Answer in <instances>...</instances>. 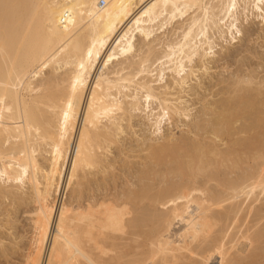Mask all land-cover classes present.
<instances>
[{
    "label": "bare ground",
    "instance_id": "obj_1",
    "mask_svg": "<svg viewBox=\"0 0 264 264\" xmlns=\"http://www.w3.org/2000/svg\"><path fill=\"white\" fill-rule=\"evenodd\" d=\"M99 1L0 0V197L6 200L15 192L19 195L24 184L28 187L34 209L32 237L23 264H114L103 259L111 252L104 244L124 239L127 234L135 243L141 238L144 249L138 255L140 258L134 255L127 262L116 261L115 264H176L185 259V254L195 264L213 261H216L214 264H244L243 260L239 261L242 258L251 259L249 264H257V255L246 259L238 255L240 258L236 259L237 255L232 254L235 258L228 259L231 250L241 255L254 251L252 246L262 241V232L253 233L256 231L253 230L250 233L245 225L249 215L245 217L246 223L243 222L244 230H247L240 233L243 226L238 228L239 237L230 239L232 231L237 230L239 213L246 210L250 214L264 195V152L260 146L257 148L256 134H252L253 139L243 147L249 152H261L263 155H252L253 159L256 156L261 161H252L255 166L249 171H243L234 180L226 179L223 186L218 184L222 186L219 194L210 191L204 182L195 181L193 172L195 161L198 162L196 170H204L212 160L202 158L208 153L217 157L218 153L200 142L199 146H194V143L186 144L180 140L172 145L148 144L146 149L149 159L156 164L161 160L164 164L170 158L173 168H168L174 174H184L187 169L192 171L185 173L188 175H184L186 180L166 183L153 193L140 188L138 193L129 192L120 199L102 196L98 200L86 199L84 203L80 190L87 175L104 173L103 157L122 131L120 119L125 115L130 119L132 112L141 111V101L143 111L148 109L149 103L156 102L157 112L150 111L148 119L154 133H160L162 123H171L181 116L182 108L176 102V105L172 104L174 99L171 103L167 93L154 92V80L151 79L154 63L149 58L151 53L154 54L152 47L147 45L140 57L133 59L134 36L138 34L147 39L157 22L162 27L191 11L193 15L185 23L179 38L167 43L160 57L157 56L159 58L152 56L154 62L159 61L160 66L168 64V69L179 76L184 71V60L190 62L196 57L201 61L207 55L206 50L211 49L208 32L222 33L223 26L227 32L235 28L233 22L238 20L236 6L240 1L219 0L217 12L208 0H103L102 6ZM240 3L243 5L242 1ZM248 3L264 23V0ZM245 6L248 5L245 3ZM233 30L240 32L236 28ZM60 69H64V74L55 79ZM48 72L54 75H49L53 80H47ZM184 80L180 77L173 83L182 86ZM234 97L237 99L233 102H221L223 109H220L221 105L218 107L217 128L214 126L208 132L218 142H223L221 137L225 130L238 131L239 127L233 126L235 123L233 128L229 127L230 119L241 122L248 110L252 115H258L256 122L250 119L255 122L253 125L247 126V121L241 128L243 134L258 129L264 119L262 90L239 87ZM258 105L260 110L256 108ZM65 112L68 113L67 120ZM262 128L264 131V126ZM261 137L259 140L262 141ZM231 144L233 147L235 142ZM220 151L222 160L239 156ZM183 157L186 158L184 161ZM71 186L75 205L72 199L65 200V191ZM22 193L19 196H23ZM141 200H146L147 209L136 217L131 204ZM225 203L228 204L226 209ZM157 207L163 211L155 214L152 208ZM140 208L142 205L138 210ZM220 225L219 233L215 235L214 232V236V229ZM3 258L7 259L5 255ZM259 258L258 264H264V255Z\"/></svg>",
    "mask_w": 264,
    "mask_h": 264
},
{
    "label": "rangeland",
    "instance_id": "obj_2",
    "mask_svg": "<svg viewBox=\"0 0 264 264\" xmlns=\"http://www.w3.org/2000/svg\"><path fill=\"white\" fill-rule=\"evenodd\" d=\"M213 1L215 0H210V1L208 0V3L210 2L209 4L212 6V8L215 6L214 9L215 8L216 9L215 10L212 9V10L217 12V7L219 9L218 6L219 0L218 2L215 1L216 3ZM237 1L240 2L242 1L243 5L240 2L237 4L236 18L238 20H236V22L234 21L233 24L235 25V28L240 32H235L236 30H233L235 28H232L230 30L231 33L227 32L224 26H223L224 28L222 27L221 29L223 31L222 33L215 31L212 34L208 32L210 37L209 42L212 44L211 49L206 50L207 55L204 58H201L200 59L201 61H199L196 57H194L190 62H186L184 60L183 63L184 71L181 72L179 76L176 75L173 71H170L168 69L167 67L168 64L161 65L163 67L160 68L161 67L159 65L160 62L159 61L154 62L155 58L153 59L152 56L156 57V59L159 58L160 57L159 54H161V52L164 50V46L167 43L174 42L179 38L182 29L185 27L184 25H186L185 23L188 21L190 16L193 15L191 11H188V13L186 12L182 17L173 18L171 21H169V23L162 25V27H159L160 23L157 22L153 26V32L147 39H144L142 36L138 34L134 36L135 52L133 53V59L137 60L138 59L137 57L138 56L140 57L141 52L146 50L147 45H150L152 47L154 54L151 53L150 54L151 56H149V58L151 63H154L152 64L151 67L152 69L154 68L153 72L151 73L152 74L151 79L154 80L152 84L155 89L154 92L167 93L168 96L167 98L169 99L170 97V99H172L171 103L173 102L174 99V102L172 104H175L176 102L177 106L180 109L182 108L181 109L182 113L181 116L179 117L177 116L178 118L175 117L174 121L172 120L171 123L170 122L162 123L160 127L161 131L160 133L158 132V134L154 133L155 131L151 124L152 122L148 120L150 111L151 113L157 112L156 102L153 101L149 103L148 109L143 111V108L141 109V107H143L144 103L141 101L142 106H140L139 108L141 111H134V113L132 112L133 114L131 113L132 116L130 117V119L129 116L126 115L123 116V118L120 119L121 122L119 123L121 127L120 130L122 131L118 133V136L116 137V142L115 144H112L110 146L108 153L104 154L105 155L103 157L104 158L103 167H105L104 173L101 174V172H99V173L91 174L90 176L87 175V177L85 178L87 180L85 179L82 180V184H81L82 189L80 188L79 189L81 190V194H82L81 199L84 200L83 203L86 201V199H90V198H95V200L102 199L103 198L102 196L104 197L108 196L109 197V198L107 197L108 199H112V198L120 199L126 197L125 195L128 194L129 192L139 191L140 188L141 189L145 188L146 190L148 189V193H153L157 189L161 188L162 187L161 185H164L166 183H177V182L180 183L182 180H186V177L184 176L186 175L185 173L190 174L189 172L192 171L187 169L185 170L184 174L177 173L179 175L178 177L176 176L177 174L173 173L174 171L172 172L168 168V167H171V169L173 168V165H170V160H169L170 158L169 159L167 158L164 164H162L163 163L162 160L159 161L157 164L154 163L153 160H150L148 156V151L146 149L148 144L172 145L173 143H176L180 140V141H184V143L186 144L194 143V146L196 145L199 146L201 144L203 146L206 145V147L208 146L207 148L209 149L212 148V150L214 148V151L218 153L216 154L217 157L214 156L215 157L214 158L212 153L206 154L209 156V157L207 156L209 159L205 157L206 155L202 159L212 160L211 163L207 164L204 170L199 171L196 170L198 162L195 161L196 162V163L194 162L195 171L193 170V172L195 174V181H197L198 183L204 182L205 186L207 188L209 187L210 191H215L216 194H219L220 191H222L221 187L223 186L224 182H226V179L228 181L234 180L238 176H240L243 171L246 170L249 171L251 167L255 166V165L253 166L252 164L258 159L256 158V156H260L261 152H257L258 154L254 152H249L246 149V147L244 150L243 146L249 144L250 139H253V137L251 136L254 135L252 134H256L257 137L256 135L255 137L257 138L256 139L257 141L256 143L258 145L257 148L261 147L260 150L263 149L262 152H264V146H262V144L264 143V142L262 143V141H264V134H263L264 131L262 128L264 126V121H263L264 119L263 120L261 119L262 122H260L258 129H256L255 131L246 132L245 133L246 136L245 134L242 133L241 128H243L244 125H246L247 121H248L247 126H249L250 123H252L253 125V123L257 121L256 120L258 116L257 114H254L255 116L257 115L256 117H252L254 116L252 115V111H250L251 115H249L250 114L249 110H248L249 113L246 111L245 113L246 114L248 113L247 115L251 117H248L245 114L244 115L245 120L242 118L240 119L242 123L238 120L237 122L234 120H233L234 122H232V119H230L228 123L229 125L230 124L231 125L229 127L233 128L232 125L235 123L233 125L235 129H236V125L240 129L237 128L238 129L237 131V130H231L229 128L230 129L229 132L232 135L229 134L228 129L225 130L226 131L224 133L225 135L221 137L224 143L218 142V140L213 139L212 136L208 133L210 132V130L214 128L218 120L217 118L218 110L223 109L222 103H224L225 100L227 101L231 100V102H233L232 100L237 99L234 96L236 95L239 87H245L248 89L258 88L264 92V23L260 17L256 16L257 12L254 11L253 9L251 10L250 3L247 4V2H249L250 0L248 1L237 0ZM245 3L246 5H248L247 7L245 6ZM242 7H244L245 9H243ZM227 22H229V19L227 20ZM160 69L162 70L161 73H159ZM189 69L191 72L189 71ZM63 74H64V69H60L58 71V74L55 76L56 77L63 76ZM49 75H51V77H54V75L52 76L51 72L50 74L49 72L46 73V77ZM51 77L49 76L47 80L48 79L49 81L53 80ZM180 77H182L183 80L185 79L183 81L184 84H182V86L174 85L173 82L179 80ZM55 79H59V77ZM176 98L178 99L176 100ZM220 105L222 108L219 109L218 107H220ZM259 105L256 106L258 110H260ZM183 112L185 114H183ZM183 115L186 116L184 117ZM252 118L253 120H255V122L253 120H250ZM210 121H212L213 123ZM207 128L209 129V131ZM215 128L217 127L215 126ZM203 131L206 135L202 133ZM227 134L229 135L228 138H227ZM164 137L165 139L167 137V139L171 140L170 142L172 141L173 142L172 143H169V141L166 142L167 139L165 140ZM241 137L242 138L245 137L244 138L245 141L244 139L241 140L240 139ZM260 137L263 138L262 141L259 140ZM237 138L238 140L240 139L242 142L239 143L240 140L237 141ZM231 141L235 142V145H233V147L231 144L233 142ZM219 150H223V152H225L226 150V153L228 152L229 156L230 155L234 156V154L235 155L237 154L239 156H237V158L236 157L233 158L231 156L233 159H235V163L232 162L234 161L233 159L230 160L231 159L230 157H227V160L225 158H224L225 160L224 159L222 160V158L219 157L221 156L222 151L219 152ZM228 150H233L234 153L231 151L232 152L231 154L230 151ZM182 152L183 151H181L180 153L184 155V153ZM180 153H178V155L182 156ZM253 154L254 155L257 154L254 157V159L252 158ZM261 155L263 154L261 153ZM240 157H242V159ZM38 159L39 161L42 162V164L43 163L45 164L44 160L42 161L41 157H39ZM185 159L186 158H184L182 161H184ZM259 160L260 159H258L256 162H258ZM219 161L221 164H219ZM167 163H169L168 166ZM195 164H197L196 167ZM165 169L167 171L170 170L169 172L173 174L165 171ZM200 174L203 175L199 176ZM168 180H171V182ZM221 180L223 181V183L221 182ZM218 184L222 186H219ZM5 186L8 185L6 184ZM27 189L28 187L26 186V184H24L23 187L20 189L19 195L21 194V192H23L22 193L23 196L22 195L19 196L17 192H15L16 194L13 193L14 194V196H12L13 198L16 196L19 197L18 199L16 197V199L13 200L14 202L10 200V198L12 197H7L6 200L5 199L3 200V198L0 197V257H2V255L4 257L5 255V257L7 258L6 260L3 257L0 258V264L2 263L23 264L24 262L23 258L25 257L24 255H26V252L30 247V239L32 237L31 218L33 217L32 209H34V205L29 200L30 195L28 194L29 190ZM71 189H73L72 186L69 189H67L68 192L67 190L65 191L66 192L65 200L72 199L71 201H74L73 205H75L76 199L74 198V196H72L73 194L71 193ZM13 190L15 191V189ZM145 201L146 200H141V202L134 201L131 204L132 209L138 213L137 216L136 215L137 213L135 212L136 217H139L141 213L142 212L144 213V211L147 209V205H145ZM258 202L255 203L256 206L254 207V209L252 208L250 214H247L246 210H242L239 213L238 215L239 219L237 217L239 222L237 221L235 227V229L237 230L234 229L235 231H232V236L230 235L231 236L230 239H234V238L237 239V237H239L240 235L239 232H237L238 228L240 229L243 228L242 230H240V233H242L247 230V229L244 230L246 228L245 225H247L248 230L251 231L250 233H252L253 230H256L253 231V233L262 232L261 240L263 242L259 241L258 243H256V245L252 246V248L254 247V249L257 251L251 248L254 251L249 250L251 252L246 251L240 255L237 254L235 250H231L233 252L231 251L229 252L228 259H230L231 256H232L231 258H235L236 255L237 257L238 255L240 257L244 256L245 259L250 256L257 255L260 257L261 255H264V253L261 252V249L262 250L264 249V195H262L259 198ZM141 205L143 209L140 208V210H138ZM224 205L225 206L223 207L224 209H226V207H228V204L225 203ZM161 209L162 208H158V207L154 209L152 208V211L153 213L155 212L156 214L157 212L159 213L163 211V209L162 210ZM215 211H220V209H216ZM253 211L256 214H254ZM246 215L247 216L249 215L248 217L249 219L247 218V220L249 221L247 223L244 222V220H246L245 217H247ZM243 222L244 224L245 223L246 224L244 225ZM255 223L258 226H256ZM219 227H221V225L216 226V228L212 233L213 235L214 232L215 235L217 234V232L219 233L218 231L220 229ZM124 237H125L124 239L121 240L117 239V240H113L112 242L107 241L104 244L105 249L111 250V252H109L108 255L103 258L104 261L105 260L106 262L111 261L112 263L115 264L116 261L117 263L127 262L130 259H132L134 255H137L136 257L140 258V256L138 255H141L139 253L142 252L144 249L142 248L143 246H141L140 244L141 238L138 239V241L135 243L131 241L133 238L128 234L125 235ZM2 248L4 249L5 252L2 251L3 250ZM258 248L260 252H258ZM1 251L4 254H2ZM6 254L8 255V257ZM232 254L233 255L235 254V257H233ZM110 257L111 260L109 259ZM187 257L188 255L185 254V259L178 260L176 264H195L192 258H191L192 260L190 259L191 260L190 261L188 260ZM237 257L236 259L240 258ZM259 257H257L256 259L259 260L258 262L260 263L261 258ZM246 260H244L243 258L239 259V261L240 262L242 261V263L244 262V264H249V262L251 261V259L249 258ZM214 263H216V261H213L211 264Z\"/></svg>",
    "mask_w": 264,
    "mask_h": 264
},
{
    "label": "snow or ice",
    "instance_id": "obj_3",
    "mask_svg": "<svg viewBox=\"0 0 264 264\" xmlns=\"http://www.w3.org/2000/svg\"><path fill=\"white\" fill-rule=\"evenodd\" d=\"M89 55H91V50H89ZM81 67H83V65H81ZM73 91H75V82L73 83ZM72 104H71V100L69 101V107H71ZM65 120L68 119V113L65 112ZM73 167L75 168V163L73 164ZM61 216H63V212H61Z\"/></svg>",
    "mask_w": 264,
    "mask_h": 264
},
{
    "label": "built area",
    "instance_id": "obj_4",
    "mask_svg": "<svg viewBox=\"0 0 264 264\" xmlns=\"http://www.w3.org/2000/svg\"><path fill=\"white\" fill-rule=\"evenodd\" d=\"M100 5L101 6L104 5V1L103 0L100 1Z\"/></svg>",
    "mask_w": 264,
    "mask_h": 264
}]
</instances>
